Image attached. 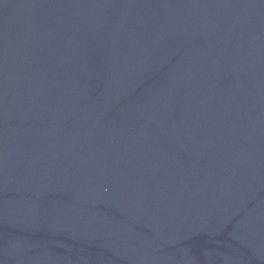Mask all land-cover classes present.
Masks as SVG:
<instances>
[{
  "label": "water",
  "instance_id": "95a60500",
  "mask_svg": "<svg viewBox=\"0 0 264 264\" xmlns=\"http://www.w3.org/2000/svg\"><path fill=\"white\" fill-rule=\"evenodd\" d=\"M0 264H264V0H0Z\"/></svg>",
  "mask_w": 264,
  "mask_h": 264
}]
</instances>
